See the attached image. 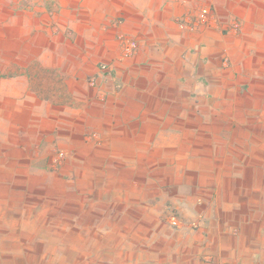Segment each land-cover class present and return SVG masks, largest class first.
Segmentation results:
<instances>
[{
  "label": "crops",
  "instance_id": "1",
  "mask_svg": "<svg viewBox=\"0 0 264 264\" xmlns=\"http://www.w3.org/2000/svg\"><path fill=\"white\" fill-rule=\"evenodd\" d=\"M205 7L216 28L177 25ZM2 13L25 27L0 28V68L14 69L0 80V264H264V146L226 119L187 124L195 113L177 105L264 114V0H0ZM122 37L138 48L118 43L113 62ZM60 52L73 61L49 55ZM54 143L89 165L73 178L72 224L47 201L67 191L44 170L55 161L40 148ZM152 162L162 166L143 175ZM171 203L205 224H161Z\"/></svg>",
  "mask_w": 264,
  "mask_h": 264
},
{
  "label": "rangeland",
  "instance_id": "2",
  "mask_svg": "<svg viewBox=\"0 0 264 264\" xmlns=\"http://www.w3.org/2000/svg\"><path fill=\"white\" fill-rule=\"evenodd\" d=\"M205 8H208V7H205ZM22 9L24 10V7H22ZM211 9V8H209ZM202 10V9H201ZM200 10V11H201ZM211 12H212V19H213V25L209 26L208 28L210 29H214L216 28L217 26V23H218V20L216 19V15L214 14V10L211 9ZM4 14V15H2ZM1 14V17H0V28H2L1 30H5V31H8V29L12 28L13 26H15V23H16V27L18 28L20 25L22 27H25V24L24 22H12L8 19V13H2ZM20 15L21 18L24 17V13L20 12L18 13ZM198 15H195V17H190V18H187L185 17L184 19H190V21H193L195 22L196 24V19L197 17L199 16L200 12L197 13ZM18 15V16H19ZM184 19H181L180 21H178L177 25H179L180 28L181 27V23ZM29 20H26L27 24L29 25ZM34 23V21H32ZM26 24V25H27ZM236 24H233L232 25V28L233 30H238L240 29V24L237 23L238 25V28L236 29L234 26ZM202 27V25H197V27ZM205 27V26H203ZM182 29H187V30H191V31H195L196 28L192 29V28H182ZM71 31V30H69ZM66 41H60L56 38V41L54 39V41L52 42L53 44H73L74 43V39L72 36H66ZM124 39H127L126 37H122L119 39H115V41L113 42V47H116L117 48V51L115 52L116 53V58L114 61H117V63H120L122 62V55L121 54V51L118 47V43H120L123 47V52L125 53V47H124ZM127 40H131V41H134L136 42L135 40H132V39H127ZM137 43V42H136ZM138 45V43H137ZM138 48V47H137ZM137 50V49H136ZM1 55L3 56H6V54L2 53ZM19 56L20 55H26V54H18ZM41 55H45V54H41ZM49 55H52L55 57V59H60V60H63L65 57H67L68 59L66 60H70V61H73V58L75 56V54L73 53H56V54H49ZM121 57V58H120ZM103 65H108L111 67L112 69V72L111 73H104L102 70H101V67ZM113 63L112 62H108L106 59H102L99 63V70L101 72V74L103 75V77L105 78H112L114 77V68H113ZM14 70V69H12ZM11 69H5V68H0V80H2V78L4 76H8V73L10 71H12ZM17 72L19 73H22L24 74L25 70L24 69H18ZM42 77L41 75H39V78ZM194 78H197V74L195 73L194 75ZM95 79L96 80V84L93 85L94 87L97 86V78L95 77H91L89 78L88 80V83L91 84V81ZM92 85V84H91ZM21 86H23L24 88V85L22 84H18V88H21ZM11 86L10 85H1V88L3 89V91H8V89L10 88ZM42 87H46V85H42ZM38 88H40L38 86ZM195 88V86H194ZM193 88V89H194ZM44 89V88H43ZM238 103V106L237 108H239V111H244V109H241V103L240 102H237ZM252 103V105H255L256 102H250ZM257 104H261V106L263 107L264 105V101H261V102H257ZM177 105L180 106L181 108L185 109V108H188V109H192L193 113H195V115H193L192 117L190 118H187V124H190V121L192 124H194L195 126L197 125H201L202 124V121L204 123L206 122H209V124H218V125H221L223 122V120L221 119H226V125L227 126H233L234 128H236V131L238 132V138L240 137L241 140H246V141H251V142H254L255 143V147L258 149L259 152H261L262 149H259V148H262L264 145L263 144H260L262 142H264V114L262 115H249V116H233V117H228V118H222V117H217V115H209V116H206L204 114L201 113L202 111V102L197 99V98H193V99H190L188 101H178L177 102ZM181 118L182 117H178L177 118V122H181ZM6 121H3L2 119V116L0 115V127L3 126V124H5ZM2 131V130H1ZM196 136H200V132H195ZM2 135V133H1ZM41 151H40V154L41 155H44V156H48L50 157L51 159H53L55 162L51 163V165H46L44 170L49 173V174H57L59 175V180H61V178L64 180V189H66V193L62 192V196L60 197H57V193L55 192V190L53 189L52 187V196H49V198L47 199L48 203L51 204L53 203V206L56 207V208H61L62 209V213L63 216H65L66 219L64 224H72L73 223V201H74V197H73V187H74V182H73V178L75 176V173H77L78 171V168L80 167L81 168V171L86 175L88 176L89 175V165L88 164H82L79 162V157L82 156V155H78V150H74L73 148L71 147H68L67 145L65 146H58L54 143L53 147L50 148L49 150H46L48 152H46L43 148H40ZM241 152V150H239ZM150 160V159H149ZM162 165H155L153 162L150 163V164H145L144 165V173L143 175L145 176H149L151 177L153 174H154V170H156L157 168L161 167ZM43 170V168H42ZM131 169H128V171L124 172V174L127 176V177H130L131 175ZM141 173H139L140 175ZM155 182H152V181H149L148 185L149 186H155ZM31 198H28V203L30 202ZM41 204V203H40ZM64 212V213H63ZM172 214H176L180 221H181V224L183 226V224H194L195 222L198 223V224H205V220L204 218L200 219V214L198 213H192V212H182L180 210H177L176 208L173 207V204L171 203L170 205H167L164 209L163 212H161L160 214L157 215V220H159V222H161V224H171L170 223V217L172 216ZM61 215V214H60ZM199 218V219H198ZM198 219V221L196 220ZM148 220V218L146 217V221ZM196 220L194 223L193 221ZM173 229L175 230H178L177 228H174L172 227Z\"/></svg>",
  "mask_w": 264,
  "mask_h": 264
},
{
  "label": "built area",
  "instance_id": "3",
  "mask_svg": "<svg viewBox=\"0 0 264 264\" xmlns=\"http://www.w3.org/2000/svg\"><path fill=\"white\" fill-rule=\"evenodd\" d=\"M212 23H213V19H212L211 9L203 8L200 11V14H199V16L196 19V24H195V22L190 21V19L186 18V19H184L182 21V23L180 25H181L182 28H187L188 27V28L194 29V28L197 27V25H202V26H205V27H209V26L213 25ZM234 27L237 29L238 25L236 24ZM122 42L125 43L124 47H125V54L126 55L133 54L136 51L137 47H138L137 43L134 42V41H131V40L124 39V41H122ZM101 70L104 73H111L112 72L111 67L108 66V65H103L101 67ZM91 84L95 85L96 84V80L93 79L91 81ZM170 223H171L170 225L172 227H174V228L179 229V228L182 227L181 221H180L179 217L176 214H172V216L170 217ZM193 227L197 228L198 227V223L195 222L193 224Z\"/></svg>",
  "mask_w": 264,
  "mask_h": 264
}]
</instances>
